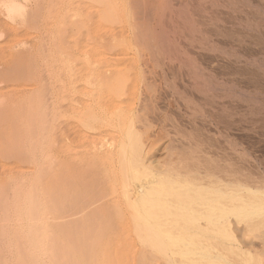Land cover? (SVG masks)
<instances>
[{
    "label": "bare ground",
    "instance_id": "1",
    "mask_svg": "<svg viewBox=\"0 0 264 264\" xmlns=\"http://www.w3.org/2000/svg\"><path fill=\"white\" fill-rule=\"evenodd\" d=\"M157 1L160 0H0V52L5 46L8 48L7 43L33 42L40 32L46 35V31L53 39L51 42L55 41L53 45L56 44L55 49L46 51V46H40L43 41H38L44 49L31 53L36 59L30 57L33 61L29 65L27 62L30 59H25L29 55H22L27 52L24 45L21 50L18 49L19 52L10 54V59L21 62H12L13 66L9 62L12 66L9 71H0V264H127L133 258L134 243L130 234L128 238L124 233L128 239H124L123 235L118 237L123 228L117 226L121 223L124 226L130 221L134 226L132 232L145 245L142 264L152 258L159 259L162 264H258L254 254L244 250L246 248H243L238 236L240 231L235 233L233 223L237 221L239 226L246 224L245 230L264 225V186L255 190L238 185V181L223 184L216 177L217 170L212 168L211 162L205 156L203 158V152L202 155L199 153L205 144L200 138L198 143H203H200L202 148L198 143H191L194 147L189 143L190 140L197 142V139L191 138L185 143L184 139H180L183 135L179 140L175 139L179 142L177 145L169 139L171 149H167L166 162L152 160L150 151L154 149L151 148L154 135L146 133L144 136L138 131V128L148 130L153 124L150 118L154 117L161 96L165 99L169 97L168 93L164 95L162 92L160 79H172L170 84L175 96L180 97L190 87L183 82L184 78L181 79L186 76L180 73L183 67L176 68L177 64H172L174 61L170 64L166 62L167 65L162 61L159 63L156 57L153 58L155 64L144 60L136 49L134 36L126 33L128 27H136L140 20L142 26H151L157 14ZM230 1L224 0L227 2L224 5L229 7ZM169 2L168 6L175 8L174 2L177 1ZM256 2L234 1L236 12L245 17L237 19H242L244 24L232 16L235 11L230 16V19L234 17L243 25L241 31L244 37L239 35V45L251 51L254 47L264 46V8L259 6L260 1ZM183 3V7L189 8L184 12L180 9L179 13L175 8L176 14L171 15L179 14L181 17L185 13L187 18L193 8L194 19H197L195 17L200 13L202 3L201 6L195 5L196 8L193 3H187L192 8L185 1ZM217 3H214L215 6L221 4ZM30 5L34 8L31 9ZM225 7L228 8L224 6L223 14ZM230 7L226 12L232 13ZM210 10L213 11V8ZM210 10L206 13L210 14ZM227 15L229 17L230 14ZM200 17L198 22L203 18ZM215 17L218 18V14ZM188 18L183 21L193 25L192 16ZM154 33H149L146 44L158 49L154 44L158 42L162 45L160 41L163 42V39L158 40ZM247 49H243V54ZM262 50L261 47L258 49L259 52ZM243 57L238 55V60L225 62L229 67L242 70L250 83L258 87L264 82V63L259 64L254 57ZM25 60L24 65L22 62ZM200 65L192 70L195 82L189 83L193 86L190 92L195 89L197 93H193L202 98L198 102L202 100L207 106H214L209 109L215 116L208 111L209 117L224 119L226 116L222 117V114L225 111L222 110L225 107L221 109L223 100L219 102L221 110L215 111L219 108V103L213 99V90H217V85L209 80V69ZM237 69L231 74L238 75ZM179 74L181 77H178ZM189 102H186L187 105ZM138 103L140 114L136 113ZM204 103L200 106L194 103L197 107L194 106L198 109ZM166 109L165 112L170 113ZM198 110L201 111V108ZM202 113L200 118H193L199 119V122L190 121L196 129L207 126L204 118L207 114ZM164 120L157 119L156 123L161 124L159 128H162ZM176 128L179 135L180 127ZM165 133L161 131L159 135ZM155 137L154 141H158ZM197 152L202 157L197 156ZM95 220H98L97 226L99 221L101 225L103 220V223L108 222L107 231H112L111 227L118 223L117 228H112L121 231L111 236L106 231V236L99 232V227H95L104 234L103 238L102 235H95L96 231L90 233L93 236L89 234L91 237L88 234V237L84 236L88 229L95 226ZM90 224L94 225L88 228ZM254 227L249 229L254 230ZM241 229L244 231V228ZM115 232L112 233L118 231Z\"/></svg>",
    "mask_w": 264,
    "mask_h": 264
},
{
    "label": "rangeland",
    "instance_id": "2",
    "mask_svg": "<svg viewBox=\"0 0 264 264\" xmlns=\"http://www.w3.org/2000/svg\"><path fill=\"white\" fill-rule=\"evenodd\" d=\"M160 1L159 2L157 1L158 3H156L157 4V9H156L157 10V14H156V17L155 16L154 17L157 20L153 17V20H155V21H153V23L151 22V26H149V25L142 26V20H140V21H137V26L136 27L134 25H132V27H128L126 29L127 30L126 33L130 32L134 36V38L136 40L135 42H136V45H137L136 49L142 55V58L144 60L145 59L148 60V61L150 60L152 62V64H155V60L153 58L156 57L157 59L160 60V61H158L159 63L162 61L161 62L162 64H166V62L168 64H170V62L174 61V62H172V64H174V65L177 64L176 68L183 67L181 70H183L184 72L180 70V73H181V75L182 74L183 75L186 74V76L182 75L183 77H181V75L179 74L178 77H181V79L184 78L185 80L183 79L184 81L183 80L182 81L185 84L187 83L186 84L187 86L193 87L190 84H191V82L192 83L195 82L192 70H194L195 68L199 67L198 65H200V64H202V66H204V68L207 67V69H209V71L211 72L210 75L208 76L209 80L214 85H217V87H218V88L216 87L217 90L215 92L213 90V95L216 98V99L215 98H213V99H214V101H216V103L217 102L218 103L219 102L222 103V100L224 102L222 107H221V104L219 103L218 104L219 108H216L217 110H215V111H218V109H220V107H221V109L223 107H225L224 108L225 110H222V111H225V112H223L224 114H222V117L224 115L226 117H223L225 120L222 119V118L218 119L216 117H209L211 115H214V113H212L210 111L212 105L211 106L210 105L207 106V104L204 103L205 101H202V100H200V102H198L201 97H199L197 94L196 95L194 94L195 92L197 93V91L195 89L192 88L193 91L191 90V92H190L191 88L189 87L188 88V92L189 93L182 91V92H184L185 95L181 94V96H180L181 98H180L179 95L175 96V94H173V91L171 89V84H170L172 82V79L169 78V79H160L161 81L158 80L157 83L159 84V81H160L159 85L162 84L161 88H162V92L164 93V95H166L168 93L167 94V97L169 96L167 98L168 100L163 98L165 96H161L163 99L160 97L161 99L159 101H160L161 104L159 103V105H161V106L158 105L157 109L155 110L154 117L150 118V121H152L153 124H151L150 127H148V130H146L147 128L145 130L144 129L142 130V129L138 128L139 133L140 134L142 133L141 135L146 136L147 134H149V135L152 134V135H154L153 138L155 136H157V137H159V139H160V137H162L161 138L162 140H159V139H157V137H155V139L158 140L159 142L158 141H154V139L152 138L151 145L154 146L155 144H157V146H154V147L152 146L151 147V148H154L155 150L152 149V151H150L151 152V156H153V157H151V156L150 157L152 158V160L156 161V159H157L158 162L164 163V162H166L165 160L167 159L166 155L169 153V152L167 153V151L169 149H171L170 148L171 147V140H173L172 143H174L175 139H178L179 137H182V135H183V137L180 138V139L181 140L184 139L183 141L185 143H187L191 138L192 139H197V142H195L196 140H194V141L190 140L192 142L189 141L190 144L194 143L196 145V143H198V140L201 139V142L203 141L205 144H203V143H201L199 141V143H198L199 145H200V143L204 145L203 148H202V145H200V148H202L203 150L199 149L200 150L199 153L202 155V152H203V155H202L203 158L206 157V159H208V161L211 162L212 168L217 170L216 171V173H217L216 177L220 181H222L223 184L227 183L228 181H238V185L251 187V188H253L255 190L257 188H259V187H263L264 186V84H263L264 82H262L259 85L260 87L258 86L259 88L257 86H254L253 84L250 83V81L248 79V76L246 78V76L244 74H242L243 73V72H241L242 70H239L236 67H234V68L233 67H229V65H227L226 62L227 61H229V62L231 61L232 62V60L236 61V60H238V55H243V56L246 57L247 54H248V56H247L248 58L249 57H251V58L254 57L259 64H261V62L264 63V60H262V59H264V53H263L264 52V49H263L264 46H258L257 47L259 50H260V47H261V50L263 49L262 50L263 52H261V51L259 52L258 49L257 48L255 49V47H254L253 51L255 53H253V51H251L250 49L248 50L246 47H243V46L239 45L238 40H239V38L241 39V37L243 35L242 31H241V28L243 27L242 24H244L242 19H244L245 17H244V15L242 17V15H241V13H239V11L236 12L237 8L236 9L234 8V6L236 7V5L234 3V1H236V0H234L233 2H231L232 0L231 1L230 0H225V1H230L231 4H229V7H230V5L232 6V9L230 7V10H232V13H231V11L230 12H228V11L226 12V9H228L229 7H228V4L224 5V3H227V2H224V0H223V2H222V0L219 1V2L217 0L218 3L215 2V0L214 1H211V0H194V1L193 0H184L186 5L187 6L189 5L190 8H192L191 5L194 4L193 7H195V5L198 6V4H200V3H202V7H204V8L205 7L208 8L209 4H212V6H213L212 7L210 5V7H209L210 9L213 8V11L210 10L209 8L206 10V9H203L201 7L200 8L201 9L200 13L195 17L197 19H194V15L195 14L193 15L194 12H193V10H192L193 8H192L191 11H189V13L191 12L190 14L192 16V20H193L192 24L193 25H190L191 22H189V21L191 20V18H188V17H191V16H189L190 14L187 11L186 12L189 14L188 17H187L188 19L186 18L187 15L185 13H182V16L184 15L183 17L181 15H180L181 17H179V14H177L175 16H172V15L176 14L175 11H177V10H178L177 13H179L180 9L184 12V10H187V8H189V7L185 8L186 6L183 7L184 6L183 5L184 4L183 0H181L182 1V5H180V1L179 0H176L177 2H174V0H173L174 4L177 5V3H178V6H181V8H180L178 6L176 7V5H174L177 10L175 8L171 7L172 10L175 9L173 11L171 10L170 6H168V3H167V2H169L171 0H168V1L167 0H163V1L160 0ZM204 1H206V3L208 5L205 4ZM256 1L258 3H259V1L262 3L264 0H256ZM163 2H165L164 3L165 6H163ZM196 2H197V4H196ZM213 2L215 4L216 3L220 4V2H221V4H223L224 6L228 7V8L225 7L226 9H225L224 14L222 13L224 11L223 10L224 6L220 4L218 6L216 5L217 6L216 7ZM187 3H191V5L187 4ZM261 3H259L260 4L259 6L264 8L263 7L264 3H262V5H261ZM161 6H163V8ZM199 6H201V4ZM220 6H222L223 8L221 7L222 9H219ZM214 7L216 9L218 7L219 8L216 11V9H214ZM30 8L33 9L34 8L33 5H30ZM166 8H167V10H166ZM161 9L162 10L164 9V11H162L164 13V15L161 12ZM202 10L205 13H206V11L210 10L212 14L210 12L209 13L211 15L208 14V12L205 14L204 12H202ZM170 11H172V12H170ZM234 11H235V15H232V14H234ZM166 12L170 13L169 14L170 17H169V15ZM165 13H166V18H165ZM171 13H172V15H171ZM202 13H204V15ZM225 13H227V14L229 13L230 14L229 17H228L227 14L225 16ZM160 14L164 16V17L161 16L163 18L162 21H160V19H161V17H159ZM200 14H201V17H200ZM213 14H215V15L218 14L219 17L216 18L215 15H213ZM236 14L238 16H236ZM207 15H208V17H206ZM231 15L234 16L238 22L241 21L242 24L240 25L241 22L238 23L235 20L234 17L230 19ZM240 16L242 17V19L241 20L237 19V18H241ZM199 17L200 18L203 17L201 19V21H200L201 23L197 21ZM225 18L228 21L230 20L229 23L225 20ZM186 19L189 20L188 21L189 23L188 22H186V23L184 22V21H186ZM216 19L219 22L220 21L221 22L220 23L217 22ZM232 19H233V21H232ZM194 21H197L198 23H196ZM202 21H204V22L202 23ZM214 21H216V22H214ZM225 21H226V23H225ZM235 21L237 22V24H236ZM139 23H141V24L139 25ZM210 24H211V26H209ZM223 25H225V26H223ZM235 25H237V27L238 26L239 27L238 28L237 27L233 28V26H235ZM209 28H212V29H209ZM230 28H233V30L230 29ZM238 29H239V31H238ZM232 31H233V33H232ZM153 32H156V33H154V35H156L155 37L158 40H159V38L163 39V42L160 41V43H162V45H160L158 42H155L154 46L156 45V47H158V49H154V48L152 49L151 47L148 46L149 45L148 43L146 44L147 38L149 37V33H153ZM158 32L160 34L163 32L162 33L163 36L160 35ZM47 33H48V31L44 32V34H46L48 36L46 38H45L46 35H43L42 32L39 33V35L34 40V41H36L37 45H36V43H34V41L33 42L32 41L31 42L27 41L25 44H23L22 43L23 40H22L20 42H17V44L13 43V45H12V43H7L6 45L8 46V48L11 47L10 50H8V48L3 44L2 46H5V47L3 48V51L0 52V67H2V69H0V71H4V69L6 70L9 67H12L13 66L12 62H15V61L19 60V59L18 60H14V58L10 59V54H12L14 52L15 53L19 52V50H21L24 45L25 46L23 48H25L27 52L24 51V53L22 55L23 56L25 54L27 56L29 55V57H25L26 55L24 56L25 59L27 58L26 60H29L30 57H32L31 53H36L37 51L39 52V50L42 51L45 48V46L47 48H49V49L45 48L44 50H46V51L50 50V49L51 50L55 49L54 46L56 47V44L53 45L55 41L51 42L53 39H51L52 37H49L50 33H48L49 35ZM224 33H226L228 35L225 36ZM223 35H224L225 39H223ZM43 36H44V38H43ZM173 37H174V39H173ZM175 37H176V39H175ZM243 37H244V35H243ZM167 38H168V40H166ZM4 39L7 40L6 38H4ZM4 39H3V41L5 42ZM44 39H46V40L48 39V40L46 41ZM143 39L144 40L146 39V40L142 43ZM170 39H171V41H170ZM227 39H228V41H227ZM232 39H234V40L232 41ZM40 40L43 41V42H41ZM3 41L1 40V42H3ZM38 41L43 43V45H40V42H38ZM137 41H138V43H137ZM168 41H169V43H168ZM235 41H237V42H235ZM48 43H50V44H48ZM9 44L12 45V46H9ZM47 44H48L49 47L47 46ZM168 44H170V46H168ZM39 45L43 46L44 48L40 47ZM176 45H177V47H176ZM30 46L32 48H30ZM26 47H28V48H26ZM159 47H160V49H159ZM239 47H241L240 49H242V47H243V49L244 48L247 49V50H245L244 54L242 52L244 50L242 49V51H241L239 49ZM162 48H163V50H162ZM28 49H30L31 52ZM31 49L33 50V52H32ZM37 49H39V50H37ZM5 50H8L10 52L8 53V51H5ZM14 50H17V51H14ZM249 51H251V52H249ZM22 52H20V54ZM241 52H242V54H241ZM251 53H252V55L258 54L259 56L258 55L249 56ZM1 55H4V56L2 57ZM245 57H243V58H245ZM23 58H21V59L24 60ZM33 58L36 59V56L34 55L32 57V59ZM15 59H17V58H15ZM4 60H6V61H4ZM26 60L22 62L24 65L26 64L24 62H27ZM175 60L178 61V62H175ZM32 61L33 60L30 59V61L27 62V65H29V63L32 62ZM179 61L181 63V66H179L180 65ZM212 61H213V63H212ZM2 62H4V63H2ZM9 62H11L12 66L10 65ZM18 62H21V60H19ZM142 62H143V60H142ZM163 62H165V63H163ZM221 62H223V64ZM229 62H227V63H229ZM22 63H18V65L19 64L22 65ZM182 63L185 64V65H183ZM219 63L221 64L222 67L220 66ZM14 66H15V64H14ZM185 66H186V68H185ZM226 66H228V67H226ZM236 69H237V74L238 73L239 74L238 75H235V74L232 75L233 73L236 72V71L234 72V70H236ZM8 71H9V69H8ZM188 72H191L192 75H191V73L187 74ZM192 77H193V79H191ZM212 77L215 78V79H213ZM240 77L241 78L244 77L246 79H243V78L239 79ZM235 78H237V79H235ZM178 79H180V78H178ZM238 79H239V81H238ZM177 81H179V80H177ZM178 85H180V83H178ZM250 85L251 86L253 85L254 89H253V86L251 87ZM256 87H257L258 90L256 89ZM165 89H166V91H165ZM192 93H193V99L198 96L197 97L198 100H196L197 98L194 99L196 102H193L194 101L193 99H191L190 102L188 100L189 98L192 97ZM176 97H177V99H176ZM182 97L184 99L186 98L185 100H186V102L188 101L189 104L191 102H193V103H191L192 105H189V104L187 105V103L185 102V100ZM254 99H255V102H254ZM161 100H163V101H161ZM165 100H167V101H165ZM257 100H259V101H257ZM180 101L181 102L183 101L184 103L183 102L181 103ZM194 103L195 104L197 103L198 104V105L196 104L197 106L203 105V103H204L208 109L206 107H204L205 106L204 105V106H201V107L198 108V109L201 108V111H200V110H198L196 108L197 106ZM261 103H262L263 106L261 105ZM224 104H225V106H224ZM139 107L140 106H139V103H138V105L136 107V113H138V114H140V111H139L140 108ZM165 107L169 109L170 113L165 112V110L167 111V109ZM176 107L179 108V109H177ZM186 107H190V108L187 109ZM212 107H214V106H212ZM254 107L255 108L257 107V108L254 109ZM163 109H164V111H163ZM187 110H189V111L188 112H184V111H187ZM191 110L193 111V114H195V115H193L191 113L192 112ZM195 110H197V111H195ZM212 110H214V108ZM157 111L160 112V113L158 112L160 114V116L157 113ZM208 111H209V114H211V115L208 114ZM179 112H180V115L182 117L179 115ZM200 112L201 113L204 112L205 113L204 115L207 114L204 117L207 120L206 121L207 123L205 122V124L207 126H204V128L196 129V127L193 126L194 123H192V125H190V124H191V122H194V121L197 122L199 120L197 118L196 119H193V118H195L197 116H199V118H200L201 117V115H199ZM190 113L192 114V117H190L191 116ZM141 114H142V112H141ZM167 114H169L170 116H168ZM187 114H188V117L186 116ZM196 114H198V115H196ZM219 114H220V112H219ZM165 115H166L167 119H166ZM161 118L163 120L165 118V120L163 121V123H164V124H162L163 126H161L162 128H159L161 124L158 125L156 122L162 121ZM154 119H156L155 123L153 122V121H155ZM157 119H158V121H157ZM184 120H186V121H184ZM181 123H182L183 126L181 125ZM137 126H139V125L137 124ZM155 126H156V128H155ZM164 126H165L166 129H164ZM171 126H173V128H171ZM176 126H177L178 129L180 127V133L184 131L183 134L182 133L181 134L179 133V135L176 134L177 130L174 129V128H176ZM161 129H163V130H161ZM168 129H169V131H168ZM181 129H182V131H181ZM160 130L162 131V133H163V131H164V133L168 131V133H167L168 135L171 132V134H170L171 136L170 135L166 136L167 135L166 133H165L166 135L165 134L164 135L162 134V136L159 135L160 132H161ZM173 130H175V131H173ZM172 132L173 133L175 132V133L173 134ZM184 133H185L186 136L184 135ZM200 133H202L201 136L199 135ZM172 134L175 135L176 137L172 136ZM184 136H185V138L187 137L186 138L187 140L184 138ZM203 137H204V140H203ZM169 139H171V140H169ZM160 142L161 143L163 142V143L160 144ZM176 143L178 144L179 142H175V144H173V145H177ZM194 144H191V145H193V147H194ZM165 148H166V150H165ZM155 151H156V153H153ZM195 154L197 155L198 152L195 153ZM200 154H198L197 156L202 157ZM215 166H217V167H215ZM234 220H233V222H235ZM97 221L98 220L93 221L94 224ZM103 221H102V225H101V221H99V226H97L98 224L96 223L94 227H91V229H88V228H90V226H93L94 224L87 225V226H89L87 228L89 230L88 231L89 233L86 231L87 233H84V236H85V234H86V236H87V234L89 235L92 231L93 232L96 231L97 233L94 232L95 235H97L98 237H101V235H102L101 238H103L104 234H106V236H108V234H109V236H111V234L117 235L121 231L120 229L123 228L122 229L123 232L118 234V237H121L122 235H123L124 239L125 238L128 239V238L131 237V239L133 240V243H134V246L132 244V247H133L132 250L133 251L131 252V253L134 252L133 253L134 255L132 256V254H131V256L133 257L131 259L134 260V264H142V258H143V254L142 253L144 251L143 246H145V245H142L143 243L139 239V237L136 235V233L132 232V231H134V226H132L133 225L132 221H130L129 223H124V226H123V223H121V224L117 223L119 226H117V224L115 226L113 225L112 227H115V228L119 227L120 228V229L118 228V230H117L118 232L116 231L115 228H112V227H111V230L113 229L114 231L113 230L112 231L105 230L106 226H108V222L107 223H105V222L103 223ZM257 222H255V223L257 224ZM125 224H127V228H126L127 231L126 232H125V226H126ZM233 224L232 225L236 228V229L234 228V231L236 230L235 233H237L238 230L240 231L239 232L240 235L238 233L237 234H238V236L240 238L239 240H240L241 245L243 246V248L244 247L246 248L244 250H249L251 253H253L254 256H255L254 257L255 260L258 261L257 262L258 264H264V225H262L263 227L262 226L260 227L258 225H256L255 227L253 226L254 230L249 229V228L253 229V227H248V229H249V231H248V229L245 230L247 225L246 224H245L246 226L243 225L244 223H241L240 226H239V222L236 221V224L235 223H233ZM237 226H238V229H237ZM95 227H96V229H98L97 227H99V229H98L99 232H103L104 234L103 233H99L98 230L94 229ZM100 227L105 232L103 230H101ZM241 228H244V231H241V230H243ZM106 231H107L108 234L106 233ZM130 231L132 233H127V232H130ZM112 232H115L116 234H114ZM124 233L127 235L128 238L126 236L124 237ZM128 234H130L131 236L128 235ZM132 234L134 236H132ZM90 235L93 236L94 234H90ZM131 239H129V240H131ZM131 261L129 259V262H131ZM129 262L127 264H130ZM131 264H133V261H132ZM145 264H162V263H161V261H159V259L152 258L150 260H147Z\"/></svg>",
    "mask_w": 264,
    "mask_h": 264
}]
</instances>
